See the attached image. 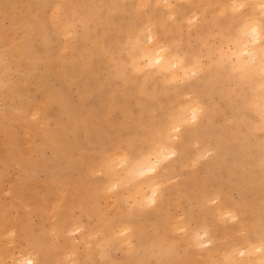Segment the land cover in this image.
Returning a JSON list of instances; mask_svg holds the SVG:
<instances>
[{"label": "rangeland", "instance_id": "1", "mask_svg": "<svg viewBox=\"0 0 264 264\" xmlns=\"http://www.w3.org/2000/svg\"><path fill=\"white\" fill-rule=\"evenodd\" d=\"M260 1L0 0V264H264Z\"/></svg>", "mask_w": 264, "mask_h": 264}, {"label": "bare ground", "instance_id": "2", "mask_svg": "<svg viewBox=\"0 0 264 264\" xmlns=\"http://www.w3.org/2000/svg\"><path fill=\"white\" fill-rule=\"evenodd\" d=\"M161 1V0H160ZM260 4L261 5H264V0H261L260 1ZM193 5V4H192ZM260 5V6H261ZM262 8V7H261ZM260 8V9H261ZM264 8V7H263ZM264 12V11H263ZM95 20V19H94ZM88 21V20H87ZM92 21H93V19H92ZM95 22H96V20H95ZM114 24V23H113ZM75 25V24H74ZM257 29L259 30L260 28H259V25H257ZM91 34V33H90ZM154 36V35H153ZM153 38V37H152ZM258 37L256 36V39H257ZM256 48H258V47H256ZM255 48V49H256ZM238 49V48H237ZM251 50H252V48H251ZM258 50H260V48H258ZM238 51V50H237ZM257 53V52H256ZM258 55V54H257ZM144 57L147 59V62H149V63H152V64H158L159 65V67L160 68H165L167 65H168V62H167V59L165 58V56H164V54L162 53V47H160V48H158V49H156V50H153V51H146L145 52V55H144ZM174 62H175V60H173ZM146 62V63H147ZM171 63V62H170ZM169 63V64H170ZM180 64V63H179ZM239 64V63H238ZM248 64V63H247ZM137 65V64H136ZM148 65V64H147ZM146 64L144 65V67L145 66H147ZM245 65H246V63H245ZM137 66H140V65H137ZM143 65H141L140 67H142ZM149 66V65H148ZM150 66H151V64H150ZM172 66H175V65H172ZM261 67H264V60L263 59H259L258 60V62L256 63V66H255V68L257 69H259V71H260V69H261ZM86 69V68H85ZM138 69H140L139 67H138ZM142 69V68H141ZM180 70L181 71H183L184 70V66L181 64L180 65ZM190 113L192 114V117H193V120H196L197 119V117L199 116V110L195 107V106H192L191 108H190ZM188 112V111H187ZM187 114V113H186ZM188 115H190V114H188ZM185 117V116H184ZM182 118V117H181ZM14 119V118H13ZM179 120H180V118H179ZM179 124V123H178ZM191 124V123H190ZM174 128H176V130L175 129H173V130H175L176 131V133L174 134V136H173V138L176 140L174 143H175V146L178 148L179 146H182L184 143H185V139H184V137L183 136H185V132H187L188 134H192L193 132L191 131V130H193V129H187V130H182L181 128V124H179V125H177V127H174ZM171 130V129H170ZM172 138V137H171ZM173 139V140H174ZM46 139H44V141H45ZM46 142V141H45ZM129 146V145H128ZM169 148V147H168ZM168 150V149H167ZM166 150V148H165V146L164 145H161V146H159V148H158V150H157V155H156V158L157 159H155L156 161L155 162H153L152 161V159H151V161L148 159V158H146V157H144L143 159H142V162L143 163H146L147 165H149V166H147V170L148 171H150V172H152L157 166H156V164H157V162L159 161H162L163 160V158H164V155H166L167 156V153L169 152V151H171V150H168L167 151ZM119 153H116V155L114 154V156H118L119 157V155H121V154H119ZM113 156V155H112ZM113 156V157H114ZM122 156V157H121ZM120 157L122 158V160H123V158H124V156L123 155H121ZM112 157V158H113ZM117 158V157H116ZM155 158V157H154ZM122 160H120V162H123L124 163V161H122ZM116 161L118 162V164H119V159L117 158L116 159ZM116 161H115V164H117L116 163ZM117 164V165H118ZM120 164H122V163H120ZM119 164V165H120ZM125 164H126V161H125ZM145 164V165H146ZM114 165V164H113ZM123 165V164H122ZM114 166H116V165H114ZM114 166H113V171H117V169H115L114 170ZM105 168V167H104ZM116 168V167H115ZM134 170V169H133ZM147 171V172H148ZM135 172V171H134ZM153 179V177H147L146 179H145V181L148 183V182H150L151 180ZM114 181V180H113ZM112 186H114V185H112ZM112 186H109V187H112ZM155 186V185H154ZM107 187V186H106ZM144 187V186H143ZM115 188V187H114ZM151 188H153V187H150L148 190H150ZM112 189V188H111ZM155 189V188H154ZM151 191H153L152 192V196L154 195L155 196V190H151ZM150 195V196H151ZM153 200L155 201V200H157L156 199V197L155 198H153ZM251 236V235H250ZM263 241H264V239H263ZM259 242V241H258ZM246 248V247H245ZM248 249H249V247H247ZM258 249H261V247H258ZM247 250V249H246ZM250 252V251H249ZM251 253V252H250ZM233 254V253H232ZM25 262H27V263H31L32 262V259L31 258H28V259H26V261ZM19 264H21V263H19Z\"/></svg>", "mask_w": 264, "mask_h": 264}]
</instances>
